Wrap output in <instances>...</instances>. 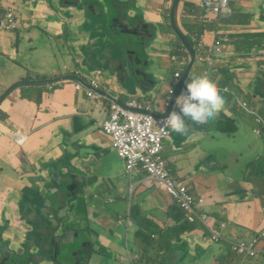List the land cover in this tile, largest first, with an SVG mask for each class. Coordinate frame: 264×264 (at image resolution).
<instances>
[{
	"label": "crops",
	"instance_id": "0c3cea01",
	"mask_svg": "<svg viewBox=\"0 0 264 264\" xmlns=\"http://www.w3.org/2000/svg\"><path fill=\"white\" fill-rule=\"evenodd\" d=\"M169 1L130 0L126 7L136 16L135 19L141 28H146L143 40L148 47L150 45L155 52H160L161 84L155 88H144L137 83H115L112 89L115 94L111 91L113 97H119L118 93H121L126 85H134L138 93L153 91L149 99H164V93L168 95L170 90L175 89L178 82L175 73L181 72L184 61L180 60L178 54L183 52L186 62L188 54L182 49L180 41L170 27L167 14ZM202 2L203 0H179L177 23L190 39L203 40L205 45L220 41L219 31L228 34V42L225 37V54L213 67L216 73H222L215 76V84L228 86L232 93L220 92L225 99V105L219 116L212 121L210 128L193 126L186 137L174 136L172 140L167 139L165 152L174 160L176 175L184 178L195 192L205 196L206 202L202 210L213 212L219 217V220L210 223L211 227L220 231L222 237L229 241H249L257 237L264 228V177L256 176L252 168L255 156L264 153V132L262 131L260 144L258 143L260 152L256 153L255 147L243 150L241 145H237L239 149L234 152L235 156L244 158L245 163L250 161V171L239 161L231 169L202 164L199 157H208L210 149L205 145L197 148L193 143L195 139L207 136L214 139L225 136L235 140V143H241L234 130L239 131V128L243 129L241 126L245 125L248 130L243 129L242 134L254 137L255 129L263 127L257 117L264 118V0H229L228 10L220 14L206 11ZM23 6L21 0H3L1 5L5 9H13L17 26L12 30H0V94L18 80L83 72V65L77 61L76 56L79 55V47L83 41L92 42L89 40V33H83L79 38L81 41L78 42L76 32L67 25L60 30L58 20L52 21L53 24L38 20L37 26H33L32 15H38L39 5L25 2V10ZM24 23L28 26L25 27ZM151 23L160 25L165 37L171 34L177 40H172L171 43L164 39L152 40L151 34L156 31V27ZM191 26L193 29L190 31ZM21 28L27 31H21ZM103 43H93L90 49L97 45L105 59L103 51L110 55L112 50ZM176 50L178 54L175 56L173 51ZM142 59L144 67L150 64L147 54L143 55ZM71 60L74 61L72 64ZM194 64L192 72L200 73L209 67L205 63ZM28 72L31 74H27ZM245 72H252L254 75H241ZM82 77L86 81L93 78L91 75ZM103 87L104 85L100 84V88ZM86 90L90 88L77 89L74 82L61 80L48 86L16 88L0 103V231H4L5 224L9 222L7 218L15 215L18 209L34 204L38 196L37 190L42 187L43 182L51 185L50 188L53 184L56 185L55 181L58 179L54 175L59 167L56 166L58 156L77 161L72 167L76 170L74 176H77L92 173L97 162L96 154L103 153L109 168L111 164L113 168L109 178L105 181L93 178L85 181V187L91 186L86 187L84 193L75 190L79 182H83L80 180L72 190H75L74 194L80 199L87 197V201L82 200L79 219L88 233L86 243L106 252L100 254V257L106 258L104 264H114L116 255L112 251L118 246L123 248V255L118 264H247L244 258L234 256L227 245L214 241L210 234L206 235V232L209 233L207 226L202 230H180L175 238L172 230L183 226L174 219L173 210L174 207L179 209L178 206L164 190L147 186L143 182L146 177L144 172L134 171L131 176L126 175V170L123 171V160L112 150L111 143L99 127V121L106 118L112 102L108 96L110 94L105 90L95 92L99 96L98 101L103 104L101 110H97L92 103L97 100L88 97ZM247 92H252L253 99L245 98ZM128 97L139 99L134 95ZM200 129L204 130L198 131ZM17 131L26 135V140L21 146L11 139V134ZM71 132L72 135H66ZM222 133L225 135H221ZM114 155L120 160L121 168L120 163L118 166L114 164ZM49 160L53 161L52 170L42 178L41 183L40 168ZM72 190L63 191L64 196L71 197ZM113 193L119 196L118 205L123 206L128 200L126 218H123L119 211L106 207L110 202H114ZM45 194L55 198L50 191ZM159 194L164 198L163 201L154 198ZM136 198H141V201L135 205ZM88 201H100L101 208L89 205ZM145 201H148V210L144 209ZM43 208L45 211L41 215H45L47 211L45 205ZM154 211L156 216L153 215ZM83 215L90 224L89 228L82 223ZM147 220L149 227H143L142 223ZM223 222L227 225L224 230L221 229ZM158 225L162 234L155 228ZM123 227H126V237L121 235ZM164 234H170L171 243L162 245ZM146 236L151 241L146 240ZM127 237L133 239V246L139 249L137 252H132L127 241L122 245V241L127 240ZM96 238L107 245H96ZM187 240L193 241L190 242V251H198L194 261L191 260L192 256L187 257V253L185 255L186 247L183 249L184 256L179 250ZM263 246L264 241L260 244V247ZM184 257H187L188 261ZM252 262L264 264V256L260 255L252 259Z\"/></svg>",
	"mask_w": 264,
	"mask_h": 264
},
{
	"label": "water",
	"instance_id": "95a60500",
	"mask_svg": "<svg viewBox=\"0 0 264 264\" xmlns=\"http://www.w3.org/2000/svg\"><path fill=\"white\" fill-rule=\"evenodd\" d=\"M2 2L3 0H0V7L2 5ZM21 2L24 4L23 10H25V2H33L34 4L39 5L38 15H32L33 26H37L38 20H43L47 24H53L52 21L58 20L60 22V30H63V28L67 25L71 30H74L76 32L75 37L78 36V42L81 41L79 40V38L87 33H89V40H91L92 42H83V46L81 45L79 47V53H83L84 56V60L82 62L84 70L83 72H79L78 75L75 73H66L60 76L55 75L53 77L40 79L32 78L15 81L0 94V103L2 102V100H4L5 97H7V95L11 91L16 88L45 86L54 84L61 80H69L78 82L83 86L84 89H92L94 91H92L93 93L100 92V90H105V92L110 94L108 95L109 98H111L114 102L122 105L125 109H130L132 111L141 113L153 114L156 117L166 116L172 110V106L175 100L174 96L179 95L184 81L189 77L190 70L192 68V65L195 63L196 58V49L193 42L182 32L177 23V7L179 0H173L172 7L170 9V23L172 29L180 39V42L188 50L189 62L184 69L183 76L179 79L175 86V93L172 94L170 105L165 112H160V110L156 107H132L127 105V103L125 102V98L130 95L138 96L137 98H139L140 102H148L153 104H160L162 100H166L165 97H163L164 99H149L153 95V91L138 93V90L134 85L124 86L122 88L123 91L121 93H118L119 97H113V93L115 94V91H112L113 84L115 83H137L144 88L149 86L155 88L158 86V84H161L162 77L159 74L161 64L160 52H155L150 45L148 47L147 43L144 40L134 43L130 42L115 53V59H113L111 63H107V59H103L101 50L97 45L90 49L93 43H97L100 45L105 38L111 39L112 36H114L111 33H113L115 29H119L115 31V34H119L121 36L127 34L128 27H132V24H125L124 22H121L117 19H124L126 21H129V19L136 18V16H134L133 14L130 15L129 11L126 9L127 5L130 3V0H21ZM73 17L77 18L76 20H78V22H73ZM1 21L2 17L0 15V22ZM19 25L20 24H18V27ZM23 25L25 27L28 26L27 23H24ZM1 28L5 29L4 25L0 24V30ZM161 49L162 48H160V50ZM73 54L76 55L75 52ZM146 54L149 56L150 64L144 67L142 65V56ZM82 75H91L94 79H97L100 84H103L104 87L98 88L89 85L87 81L84 80V77L82 78ZM3 77L4 76H1V78ZM107 79H109V81H107ZM66 135H72V132L67 133ZM174 136L176 135L173 133L172 135H170L169 139L172 140ZM56 161H58L56 166H59L57 167L55 172L58 180L55 181L56 185L53 184L52 188H50L51 185L48 186L47 182L42 183V178L50 174V171L52 170L51 163L53 161L49 160L48 163L43 164L40 168V171L42 173L40 177L42 187L38 188L37 190L38 196L36 197V200L39 203L30 206V210L27 213L30 217L29 227L31 229L40 227L38 223V220H40L38 213H44L45 209L43 208V205H47L46 209L48 210V212L46 213V218L48 219V221L52 222L59 220V222H61L64 217L68 216L71 218V226L78 227V225H80V232L77 233L76 239L72 241V246L82 247L87 242L88 233L87 231L84 232L83 226L77 217V212L81 205V200L78 199L76 194L71 197L64 196L63 194V191H69L68 189H66V185L69 182H72V185L76 186L77 176H74L76 170L72 167L76 165L77 161L71 158L65 159L64 157L59 156ZM109 169L111 172L113 169L112 164L111 168ZM66 177L68 178V180L66 182H63L62 179H65ZM59 181H61L60 185L57 184ZM49 184H51L50 181ZM57 185L59 187L64 186L65 188L59 190L57 188ZM90 186L91 185L86 187ZM48 191L53 193L55 198L46 199L44 193ZM41 193H43V195ZM63 207H66V210L65 213L61 215L59 211L60 208ZM22 209L25 215V206ZM0 237V264H25V246L14 244L13 246H16V248L12 249V245L7 240L8 234L4 231H0ZM190 242L193 241H185L184 246H182L183 248H179V250L183 253V249L186 247L184 249V252L185 255L187 253V257H197V250L196 253L190 251ZM187 257H184L186 261H188Z\"/></svg>",
	"mask_w": 264,
	"mask_h": 264
},
{
	"label": "built area",
	"instance_id": "2783aa9c",
	"mask_svg": "<svg viewBox=\"0 0 264 264\" xmlns=\"http://www.w3.org/2000/svg\"><path fill=\"white\" fill-rule=\"evenodd\" d=\"M202 6L209 12L222 13L228 10V0H203ZM2 25L8 30L16 28L17 20L11 7L5 9ZM195 47L197 62L207 64L209 70H212L216 61L224 54L220 41L207 46L201 40ZM90 83L93 86L100 87L97 80ZM75 88H80V84L75 83ZM86 94L88 97L94 96V93L90 90H86ZM257 120L263 122L264 125V119L257 117ZM99 127L101 133L111 143L118 156L125 160L126 171L129 175L134 171H142L146 175L164 177L170 196L188 220L194 222L193 218L196 217L197 220H202L205 225L206 220H211V217L202 210L206 202L205 196L195 192L187 184L177 182L170 177L166 170L165 140L172 132L163 126L162 120L156 122L152 116L130 113L119 105L112 104L108 109L106 118L99 121ZM11 139L16 145L21 146L26 140V135L19 131L13 132ZM199 214L202 215V218L198 217ZM207 227L214 241L222 244L227 242L232 253L244 257L254 255L255 243L264 240V229L261 231L259 238L254 239L253 243H248L245 241H228L210 224H207ZM221 228L225 229L226 224L222 223Z\"/></svg>",
	"mask_w": 264,
	"mask_h": 264
},
{
	"label": "clouds",
	"instance_id": "9594fccd",
	"mask_svg": "<svg viewBox=\"0 0 264 264\" xmlns=\"http://www.w3.org/2000/svg\"><path fill=\"white\" fill-rule=\"evenodd\" d=\"M228 2H229V0H228ZM216 14H220V13H216ZM173 33L176 35L174 30H173ZM219 33L221 36L220 45L223 46V50H224V54H225V48H224L225 37H227L226 42H228L229 36L227 33H223L222 31H219ZM176 37H177V35H176ZM178 40L180 41L179 38H178ZM190 40L193 42L194 46L199 41H201V40L197 41V40H192V39H190ZM215 42L216 41H214V43ZM181 45H182V43H181ZM182 47H183L182 49L188 54V61L186 62V59L184 57L180 59V60H184V61L182 62L181 72H177L178 74L175 73V78L178 81L183 76L184 69L186 68V66L188 65V62H189L188 50L183 45H182ZM195 49H196V47H195ZM196 59H197V51H196L195 63L203 64V63L197 62ZM194 66H195V64L192 65L189 77L184 81L183 87H182L179 95L175 97V100H174V103L172 106V110L166 116L156 117L153 114L141 113V112L132 111L130 109H125L122 105H120L117 102H114L111 98L110 99L112 102L109 105V107H111L112 104H117L120 107L124 108V110L127 112L152 116L156 122H158L159 120H162L163 126L172 132L170 135H172L174 133L176 136H179L181 138L186 137L191 132L190 129L193 126L200 127V128H205V127L210 128V126L213 124L212 121L215 120L219 116V114L221 113V111L223 110L224 105H225V99L221 95V93H228V92L232 93V91L228 86L224 87V85L215 84V81L217 80V78L215 76L221 75V73H216V69L214 67H212V70H209V67H208V70L203 69L202 72L197 73V72H192V69L194 68ZM74 73L78 75L77 72H74ZM91 79L97 80L94 78H91ZM91 79H89L87 81V83L89 85H91V83H90L92 81ZM75 83H78V82H74V85H75ZM46 86H48V85H46ZM91 86H93V85H91ZM80 87H83V86L80 84ZM98 88H100V87H98ZM90 91H93V90L90 89ZM174 93H175V89L170 90L168 95L166 93H164L166 100H162L160 102V104L140 102L139 99H128L130 97H126L125 102L127 103V105L132 106V107H147V108H150V107L155 108L156 107L160 110V112H165L170 105V101L172 99V94H174ZM94 95L96 97H90V98L97 100L99 96L95 93H94ZM142 103L148 104L150 107L145 106ZM244 104H246V103H244ZM109 107H108V109H109ZM261 118L264 119L263 117H261ZM259 122H261V121H259ZM261 124L263 125V122H261ZM203 130L204 129H200L198 131H203ZM239 130L241 131V133L243 132V129L239 128ZM262 131L264 132V125H263V127L259 128L258 130L255 129V131H254V135L258 141H261ZM170 135L167 137V139H169ZM221 135H225V134L222 133ZM207 141L213 142L214 146L207 145L205 143ZM222 141H230V142L236 144L235 140L228 139L225 136H223V138H220V139H214L211 136L204 137L203 139L202 138L195 139L193 146L200 148V147L205 145L210 149L208 157H206L204 155H201L199 157L200 163L206 164L208 166L214 165L215 167H221V168L226 167L228 169H231V167L239 161V162H242L243 166L248 168V170L250 171V166H249L250 161L248 163H245L244 158L237 157L234 154L235 150L239 149V147L236 146L235 148H233L231 150V153H226L219 148V143H221ZM216 151H219V152H216ZM164 154H165V157L167 160L166 170L169 173L170 177H172L174 180H176L179 183L187 184V181L184 178H181L178 175H176L174 160L170 159V157L166 154L165 148H164ZM228 156H231V158L233 160L231 164L226 162V159ZM122 160L125 164V160L124 159H122ZM125 170H126V165H125ZM259 170L260 169H257V168L254 169V174L256 176H260V175H257V172ZM126 175L131 176L127 173V171H126ZM260 177H264V176H260ZM143 182L147 186H154V187H158V188L164 190L170 196V192L168 191V189L166 187L164 177H162V176L161 177H155V176H152L151 174H148L144 178ZM211 221L212 222L216 221V219L211 217ZM206 226H207V224H206ZM222 230H224V229H222ZM260 233L261 232H259V235H260ZM209 234H210V231H209ZM259 235L257 237H255L254 239L259 238ZM254 239L249 240V241H245V240H242V241H245L248 243H253ZM262 241H264V240H262ZM262 241H257L255 243V245H254L255 254L254 255H248L247 258L254 259L260 255L264 256V246L260 247V244ZM223 245H227L229 247L227 242H223ZM229 249H230V247H229ZM232 254H234V253H232ZM240 257L244 258L243 256H240Z\"/></svg>",
	"mask_w": 264,
	"mask_h": 264
},
{
	"label": "flooded vegetation",
	"instance_id": "af4514ba",
	"mask_svg": "<svg viewBox=\"0 0 264 264\" xmlns=\"http://www.w3.org/2000/svg\"><path fill=\"white\" fill-rule=\"evenodd\" d=\"M169 3L170 5L167 9V14L169 18V24L171 27L170 9L172 7L173 0H170ZM4 10L5 7L4 8L0 7L1 16ZM129 14L131 15L130 12ZM143 16H145L144 12H143ZM76 19L77 18L73 17L72 21L78 22V20ZM117 20L124 22L125 24L130 23L132 24V27H128V32L124 36L115 34V31L119 30V29H115L113 33H111L112 35H114L112 36L111 39L103 40L104 42L103 45L109 48L110 50H112V53L110 55L107 54L105 51H103V55L105 59H107V63H111L112 60L115 59L114 58L115 53L118 52L120 49H122L126 44H129L130 42L133 43L139 42L143 40V35H145V32H143L141 25L139 24L137 19L135 18L129 19V21H126L124 19H117ZM0 24L1 25L3 24V17ZM151 24L152 26L156 27V31H154L151 34L152 40L156 39L162 41L164 39L170 43L172 42V40H177V38L172 36L171 34L165 37V32L160 25L153 23ZM133 37L135 38V40L132 39ZM76 59L78 62L82 63L84 60L83 53H79V55L76 56ZM54 177H57L56 174L54 175ZM74 191L73 190L71 191V196L74 195ZM45 196L46 199H51V197H48L47 194H45ZM78 199L81 200V205H82V199L80 198ZM36 203L39 202L35 200L34 204ZM81 205L77 212L78 219H79V211ZM30 206H32V204L28 205L25 208V215L23 209L21 208L18 209L15 215H12L7 218L9 222H7L4 226V232L8 234L7 240L12 245L11 246L12 249L16 248V246H13L14 244L25 246V264H104L105 263L106 258L104 256L100 257V254L106 253L103 249L98 250L94 248L91 243H85L82 247L72 246V241L76 239L77 233L80 232V226L78 227L71 226L72 223L71 218L68 216L64 217L61 220V222H59V220L50 222L46 218V213L48 212V210L46 209L47 211L45 215H41V213H38L40 218V220H38V223L40 227L31 229L29 227L30 217L27 214L30 210L29 208ZM46 206L47 205H45V208ZM65 210L66 207L60 208L59 212L61 213V215L65 213ZM82 212H83V206H82ZM82 223L85 227L88 228L90 227L89 222L84 219V215L82 216ZM83 229L85 232L84 227ZM96 245L106 246L107 244L106 242L96 238ZM97 251L99 254L97 253ZM112 252L116 255L114 264H118L119 258L123 255V248L121 246H118L115 249H113Z\"/></svg>",
	"mask_w": 264,
	"mask_h": 264
},
{
	"label": "rangeland",
	"instance_id": "374dc122",
	"mask_svg": "<svg viewBox=\"0 0 264 264\" xmlns=\"http://www.w3.org/2000/svg\"><path fill=\"white\" fill-rule=\"evenodd\" d=\"M169 5H170V3L168 4V6H167V9H168V7H169ZM193 29V26H191V29H190V31ZM21 31H27V30H24V29H20ZM142 30H143V32H145L146 33V28H143L142 27ZM189 34H190V32H189ZM22 36H24V33H22L21 34ZM133 40H135V38L133 37L132 38ZM83 42H85V41H83ZM85 43H87V42H85ZM177 55V50H176V52H175V56ZM256 61V60H255ZM74 61L73 60H71L70 61V63L72 64ZM260 67H262V64H260ZM27 74H31V72H28ZM85 74H86V72H85ZM222 74V73H221ZM241 75H249V76H252V75H254L252 72H245V73H241ZM26 76V75H25ZM30 76H33V75H30ZM245 98H247L248 100H250V99H253V94H252V92H247V95L245 96ZM92 103H93V105H94V107L97 109V110H101V108H102V106H103V104H101V102L100 101H92ZM101 118H103V116H101ZM242 123H244L243 121H242ZM243 129H245V130H248V127H246L245 125H242L241 126ZM236 135H237V139L241 142V143H239V142H237L236 144H234V143H232V142H230V141H222L221 143H219V148L222 150V151H224V152H226V153H231V150L233 149V148H235L237 145H241V148L243 149V150H248V149H251V148H254L255 146V149H256V153L257 152H260V150H259V148H258V143L260 144V142L257 140V138L254 136H252V135H250V134H247L246 136H244L242 133H241V131L239 130V131H237V130H234L233 131ZM187 143H190V142H187ZM207 145H210V146H214V143L213 142H211V141H207V142H205ZM230 155V154H229ZM96 158H97V162H96V164H95V166H94V168L92 169V173H83L82 175H77V179H76V181H80V180H82L83 182H79V184H78V186L75 188V190L76 191H78V192H80V193H84L85 192V188L86 187H84L85 185H84V182L85 181H87V180H89V179H91V178H93V179H97V180H107L108 178H109V175H110V169H109V164H108V162H107V160L105 159V156H104V154L103 153H97L96 154ZM113 161H114V164L115 165H119V163H120V160L117 158V156L116 155H114V157H113ZM232 158H231V156H228L227 157V159H226V162L227 163H229V164H231L232 163ZM209 163V162H208ZM210 164V163H209ZM120 168H121V163H120ZM252 168H253V170L255 169V168H257V169H260V168H264V153L263 154H258V155H256L255 156V158H254V164L252 165ZM123 171H125V169H124V166H123ZM63 180V182H66L67 180H68V178L66 177L65 179H62ZM60 182L61 181H59L57 184L58 185H60ZM57 185V188L59 189V190H62V188H65L64 186H62V187H59ZM74 185H72V182H69L67 185H66V189H68V190H72V187H73ZM127 191H130V190H128L127 189ZM126 191V192H127ZM86 196H84L83 198H82V200H84V201H87L86 200ZM112 198H113V200H114V202H110L106 207L108 208V209H111V210H114V211H119V214H121V216L123 217V218H126L127 217V215H128V209H129V202H128V200H126L125 202H124V204H123V206L122 205H118V201H119V196H118V194L117 193H113V195H112ZM155 199H159V200H162L163 201V197L159 194V195H156L155 197H154ZM141 201V198H136L135 199V201H134V203H135V205H136V203L137 202H140ZM89 205H92V206H94V207H96V208H101V207H99V205H100V201H96V202H92V201H88L87 202ZM144 209H146V210H148V201H145V203H144ZM153 215L154 216H156V211H154L153 212ZM198 217H200V218H202V215L201 214H199L198 215ZM206 222V224H210L212 221L211 220H206L205 221ZM78 226H80V225H78ZM137 229H138V226H137ZM208 234V232H206V235ZM121 235L123 236V237H126V227H123L122 228V233H121ZM141 235H142V233H141ZM205 235V234H204ZM146 240H150L151 241V239L149 238V237H147L146 236V238H145ZM198 241L199 240H201V239H197ZM127 241V243L130 245V248H131V250H132V252L133 253H135V252H137L139 249L136 247H134L133 246V239L131 238V237H127V240H123L122 241V245H124L125 244V242ZM140 247L142 248V240H141V237H140ZM141 248H140V250H141ZM234 256H240V255H237V254H234ZM244 257V256H243ZM245 258V261L247 262V264H253V262H252V259H250V258H247V257H244ZM175 259V258H174ZM195 259H197V257L196 258H191V260H195ZM173 262H174V260H173Z\"/></svg>",
	"mask_w": 264,
	"mask_h": 264
},
{
	"label": "trees",
	"instance_id": "16d2710c",
	"mask_svg": "<svg viewBox=\"0 0 264 264\" xmlns=\"http://www.w3.org/2000/svg\"><path fill=\"white\" fill-rule=\"evenodd\" d=\"M176 51H173V53L175 54ZM177 54H178V51H177ZM180 58H182L184 56V53L181 52L178 54ZM193 149V148H192ZM194 150V149H193ZM257 175H260V176H264V168H260V170L257 172ZM173 215H174V219L177 221V222H181L182 223V227H176L172 230L171 233H173L175 236V238H177V235L178 233L180 232V230H186L187 228H190L191 230H202V229H206V225L202 222V220H197L196 217L193 218L194 222H191L190 220H188L184 213L181 212L179 209H177V207H174V210H173ZM208 216L210 217H213L215 219H218L219 220V217L213 213V212H205ZM224 219V218H223ZM191 222V223H190ZM142 226L143 227H149V221H145L142 223ZM157 232L161 233L162 234V229L161 227L158 225V226H155ZM170 233V234H171ZM170 234H164L162 235V239H163V242H162V245H167L169 243H171V237H170ZM208 236H209V233H208ZM174 238V239H175ZM231 259V258H229Z\"/></svg>",
	"mask_w": 264,
	"mask_h": 264
}]
</instances>
